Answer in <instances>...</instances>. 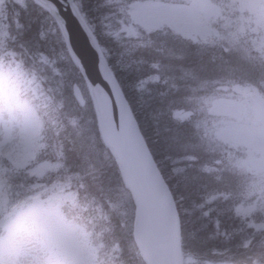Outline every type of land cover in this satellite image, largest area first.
<instances>
[{"label":"trees","instance_id":"obj_1","mask_svg":"<svg viewBox=\"0 0 264 264\" xmlns=\"http://www.w3.org/2000/svg\"><path fill=\"white\" fill-rule=\"evenodd\" d=\"M149 1L74 0L175 201L183 260L264 264V214L238 212L264 204V178L255 191L252 174L237 169L245 149L230 154L217 136L224 124L211 113L215 100L241 97L232 89L236 85L264 100L263 30L253 23L261 33L241 36L236 26L228 31L217 24L240 19L238 1L227 0L220 6L222 19H211L209 42L184 38L167 25L126 33L134 6ZM0 74L12 85L8 107H21L31 124L28 165L2 175L0 219L27 210L37 197L57 200L59 214L83 235L94 264H146L134 240V201L103 141L86 80L56 20L35 0H0ZM74 85L85 107L75 100ZM176 111L194 117L179 120ZM46 163L55 167L29 173Z\"/></svg>","mask_w":264,"mask_h":264},{"label":"rangeland","instance_id":"obj_2","mask_svg":"<svg viewBox=\"0 0 264 264\" xmlns=\"http://www.w3.org/2000/svg\"><path fill=\"white\" fill-rule=\"evenodd\" d=\"M231 1H238L240 4L236 9L240 19L236 21V25L229 23L233 21L229 17L225 22L220 21L217 24L228 31L236 26L241 36L249 30L261 33V28L264 36V0ZM227 2L229 1L184 0V4H177L178 2L152 0L139 3L132 9V20L124 30L130 35H135L138 29L150 33L167 25L184 38L199 43L209 42L212 35L211 19H222L220 6ZM253 23L260 28H253ZM230 37L237 38L235 34ZM232 89L241 97L235 100H215L211 113L224 124L218 130L217 136L228 146L223 145L229 149L230 154H234L237 148L245 149L241 151L243 155L237 163V169H244L246 174H252V185L256 191L264 178V100L249 87L236 85ZM220 90L226 91L223 87ZM11 93L12 85H5L4 77L0 74V179H4L2 175L8 171L19 174L31 158L27 148L28 140H25L31 124L21 115V107H8L6 94ZM193 117L192 112L174 113V118L179 120H190ZM2 164H5V168H2ZM53 167L54 164L46 163L29 173L41 175ZM69 196L68 193L64 195L65 198H70ZM36 199L37 202L27 210L16 213L13 217L10 214L1 217L0 264H94L91 261V249L84 241L83 235L73 225L67 224L59 214L58 201L42 202L38 197ZM257 209L264 214L263 203L247 208L240 206L238 212L248 217ZM3 221L5 223H2ZM51 248L55 250L53 254L54 250ZM184 264L214 263H200L186 258Z\"/></svg>","mask_w":264,"mask_h":264},{"label":"water","instance_id":"obj_3","mask_svg":"<svg viewBox=\"0 0 264 264\" xmlns=\"http://www.w3.org/2000/svg\"><path fill=\"white\" fill-rule=\"evenodd\" d=\"M35 1L55 18L68 51L86 80L103 141L114 155L134 201L133 234L140 254L146 264H184L175 201L74 0ZM73 96L85 107L78 85L73 86Z\"/></svg>","mask_w":264,"mask_h":264},{"label":"bare ground","instance_id":"obj_4","mask_svg":"<svg viewBox=\"0 0 264 264\" xmlns=\"http://www.w3.org/2000/svg\"><path fill=\"white\" fill-rule=\"evenodd\" d=\"M53 16V15H52ZM55 19V18H54ZM61 31V30H60ZM66 43V42H65ZM66 46H67V44H66Z\"/></svg>","mask_w":264,"mask_h":264}]
</instances>
